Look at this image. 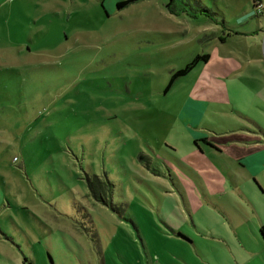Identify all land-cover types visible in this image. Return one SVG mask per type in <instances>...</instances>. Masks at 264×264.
I'll return each mask as SVG.
<instances>
[{"label":"rangeland","instance_id":"obj_1","mask_svg":"<svg viewBox=\"0 0 264 264\" xmlns=\"http://www.w3.org/2000/svg\"><path fill=\"white\" fill-rule=\"evenodd\" d=\"M121 1L0 0V264H138L185 205L179 179L202 188L192 141L264 116V0ZM204 74L230 81L193 138L180 115Z\"/></svg>","mask_w":264,"mask_h":264},{"label":"crops","instance_id":"obj_2","mask_svg":"<svg viewBox=\"0 0 264 264\" xmlns=\"http://www.w3.org/2000/svg\"><path fill=\"white\" fill-rule=\"evenodd\" d=\"M203 79L196 82V92H191L192 88L188 94L194 97L195 106L188 104L180 115L184 127L193 129L187 130L193 138L205 136L198 118L209 127L205 123L207 115L200 109L202 102L217 98L215 93H223L230 81L229 76L219 80L208 74ZM253 97L264 104V82ZM240 116L241 123L236 127L218 133L209 131L215 132L211 133L215 137L206 140L210 144L207 152L192 141L190 155L200 157L202 176L195 168L192 174L202 188L198 191L190 179H179L185 205L183 209L167 208L156 247L146 251L143 243L138 264H264V116L254 118L250 110H241ZM222 158L236 163L241 175L228 172L224 166L227 176H216L205 166L208 160L220 163ZM123 257L128 262L133 255Z\"/></svg>","mask_w":264,"mask_h":264},{"label":"trees","instance_id":"obj_3","mask_svg":"<svg viewBox=\"0 0 264 264\" xmlns=\"http://www.w3.org/2000/svg\"><path fill=\"white\" fill-rule=\"evenodd\" d=\"M136 1H140V0H127V1H121V2L117 3V4L115 5V7H116L117 9H122V8H124L125 6L129 5L130 3H132V2H136ZM170 1H172V0H170ZM206 59H207V56H206V55H196V56L190 61V63H188L184 68H182V69H180V70H178V71L172 73L171 76H170V78H169V81H168V84H167L165 90L168 89V88L170 87L171 83L173 82V80H174L175 78H177V77H181V76L185 75L188 71H190V70L194 67V65H195L198 61H202V62H204V61H206ZM94 180H96V179L94 178ZM88 189L92 192V186H91V184H90L89 182H88ZM102 204L105 205L104 202H102ZM261 232H262V228H261Z\"/></svg>","mask_w":264,"mask_h":264}]
</instances>
